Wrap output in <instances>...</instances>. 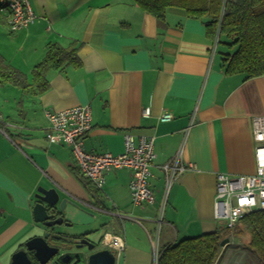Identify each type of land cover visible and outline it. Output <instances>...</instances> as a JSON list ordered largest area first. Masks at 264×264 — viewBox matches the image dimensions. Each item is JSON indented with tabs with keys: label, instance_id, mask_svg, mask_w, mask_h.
I'll return each mask as SVG.
<instances>
[{
	"label": "crops",
	"instance_id": "obj_1",
	"mask_svg": "<svg viewBox=\"0 0 264 264\" xmlns=\"http://www.w3.org/2000/svg\"><path fill=\"white\" fill-rule=\"evenodd\" d=\"M31 5L37 21L16 32L0 14L6 63L32 80L56 42L77 46L80 64L50 70L44 92L0 83V264H10L18 247L44 232L31 211L39 186L56 187L68 199L70 234L94 231L90 238L101 247L123 237L124 249L114 250L116 264H154L162 248L216 231L230 239L216 264H245L250 235L225 231L214 216V198L218 173L256 170L254 127L255 118L264 117V76L227 74L205 23L178 7L168 8L162 23L134 0ZM77 105L93 111L84 139L89 152L120 154L127 134L137 143L141 135L156 137L152 203L133 204L128 168L107 173L103 188L97 187L99 201L71 147L49 142L47 112ZM179 155L191 167L170 183L162 166Z\"/></svg>",
	"mask_w": 264,
	"mask_h": 264
},
{
	"label": "trees",
	"instance_id": "obj_2",
	"mask_svg": "<svg viewBox=\"0 0 264 264\" xmlns=\"http://www.w3.org/2000/svg\"><path fill=\"white\" fill-rule=\"evenodd\" d=\"M143 10L160 22L166 20L167 9L178 7L187 15L203 21L211 40L219 38L229 51L223 53L227 74H241L246 79L264 76V0H134ZM223 38V40H222ZM77 46L69 48L50 43L44 60L33 70L32 80L16 67L6 63L0 54V83L15 84L26 92L35 88L44 92L49 88L47 73L66 65L78 66L80 60ZM90 192L100 198V190L82 174ZM236 234L249 233L248 248L264 264V211H253L237 222L231 230ZM224 234L204 233L187 237L162 248L159 264H216L222 249Z\"/></svg>",
	"mask_w": 264,
	"mask_h": 264
},
{
	"label": "built area",
	"instance_id": "obj_3",
	"mask_svg": "<svg viewBox=\"0 0 264 264\" xmlns=\"http://www.w3.org/2000/svg\"><path fill=\"white\" fill-rule=\"evenodd\" d=\"M31 0H0V14L7 16L9 28L16 32L28 27L38 19ZM217 47L219 38L215 40ZM92 112L89 105L48 111L51 128L48 140L51 144H65L72 148L76 163L82 174L96 187L103 188L109 171L128 168L132 171L130 181L131 199L134 205L152 203L154 192L151 185L152 166L157 157L155 136H125V149L120 154L106 151L89 152L84 139L90 133ZM171 119L164 115L162 120ZM256 170L252 174H229L220 172L217 175L216 194L214 198V216L217 220L226 221L228 228H234L239 219L256 211H264V117L255 118L254 127ZM170 183L191 166L183 163L181 156H176L162 166ZM111 245L116 250L124 249V239L113 236ZM154 264H159L158 255Z\"/></svg>",
	"mask_w": 264,
	"mask_h": 264
},
{
	"label": "water",
	"instance_id": "obj_4",
	"mask_svg": "<svg viewBox=\"0 0 264 264\" xmlns=\"http://www.w3.org/2000/svg\"><path fill=\"white\" fill-rule=\"evenodd\" d=\"M67 202L56 187H38L31 211L34 223L44 232L28 240L27 249L16 252L11 264H116L117 256L111 247L95 249L90 238L94 231L70 234L66 230L72 225L64 216ZM229 240L223 239L221 245Z\"/></svg>",
	"mask_w": 264,
	"mask_h": 264
},
{
	"label": "rangeland",
	"instance_id": "obj_5",
	"mask_svg": "<svg viewBox=\"0 0 264 264\" xmlns=\"http://www.w3.org/2000/svg\"><path fill=\"white\" fill-rule=\"evenodd\" d=\"M222 40H223V38H222ZM217 47H218L217 48V51H218V53H220V55L218 56L219 58L223 56V53H225L226 51H229L230 50L229 47H227L223 43V41H221L217 45ZM0 87H1V85H0ZM0 125H1V123H0ZM3 136H5V135L2 133L1 128H0V142L4 141L3 140ZM222 223L224 224V227L227 225V222L226 221H223ZM225 231L227 232L226 229H225ZM106 245H108V246H105V247H111V249H113V250L116 251V249L112 247L111 242L110 243H106ZM243 250H245L246 252L243 253L244 255L242 254L243 256L241 258L245 261V264H260L258 258H256L252 253H249L248 250H246L245 248ZM244 256L247 257L246 260L243 258Z\"/></svg>",
	"mask_w": 264,
	"mask_h": 264
},
{
	"label": "flooded vegetation",
	"instance_id": "obj_6",
	"mask_svg": "<svg viewBox=\"0 0 264 264\" xmlns=\"http://www.w3.org/2000/svg\"><path fill=\"white\" fill-rule=\"evenodd\" d=\"M94 243L96 244V248L95 249H100V248H102L100 245L102 244V241L100 242V241H94ZM26 244H27V241L26 242H24L20 247H18L14 252H13V254L11 255V262H12V257H13V255L16 253V252H18V251H20V250H26L27 248H26ZM75 245H77V244H75ZM29 255H31V254H33V253H31V252H29L28 253ZM11 264V263H10Z\"/></svg>",
	"mask_w": 264,
	"mask_h": 264
}]
</instances>
